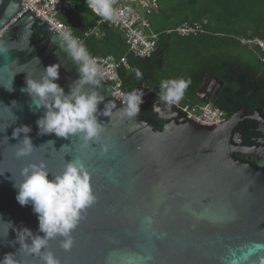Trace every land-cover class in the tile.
Listing matches in <instances>:
<instances>
[{
  "label": "water",
  "instance_id": "water-1",
  "mask_svg": "<svg viewBox=\"0 0 264 264\" xmlns=\"http://www.w3.org/2000/svg\"><path fill=\"white\" fill-rule=\"evenodd\" d=\"M64 47L61 36L23 10L19 0H0V103L17 102L11 108L14 124L0 105V217L37 233V216L30 204L17 202L11 174L18 181L24 163L41 160L56 174L65 159L81 158L97 199L83 212L71 251L60 248L58 239L50 241L61 264H261L264 249H250L264 245V161L235 155L234 112L215 103L223 81L207 75L201 87L210 83L212 96L204 98L200 91L196 96L230 115L225 122L200 125L144 94L136 118H122L117 110L110 118L99 117L106 132L93 152L83 149L78 137L38 136L35 121L43 112L30 110V97L21 91L27 75L39 79L42 67L56 62L61 64L57 83L69 91L78 73ZM10 83L11 91L5 88ZM98 90L121 107L101 81ZM144 108L150 109V119ZM20 124L31 126L28 135L36 148L17 159L11 133ZM105 142L107 154L100 151ZM14 238L9 230L8 240ZM13 251L0 243V257ZM18 257L39 264L35 257Z\"/></svg>",
  "mask_w": 264,
  "mask_h": 264
},
{
  "label": "clouds",
  "instance_id": "clouds-1",
  "mask_svg": "<svg viewBox=\"0 0 264 264\" xmlns=\"http://www.w3.org/2000/svg\"><path fill=\"white\" fill-rule=\"evenodd\" d=\"M113 3L114 0H87V6L103 21L119 18ZM61 38L65 45L64 51L72 58L78 73L69 91L65 93L64 88L57 83L61 67L58 62L43 66L39 79L27 75L26 86L21 91L30 97V110L43 112L35 121L38 136L54 133L56 137H78L83 149L91 148L95 152L92 145L100 142L106 132V124L99 117L110 118L113 110H117L122 118H136L144 92L136 90L125 94L119 109L115 102L105 101L104 95L98 90L104 72L95 58L78 38L72 36L70 29L62 33ZM35 59L40 63L38 57ZM141 76L142 73L137 71L136 77L139 79ZM189 84L190 81L184 78L162 80L158 101L168 106L179 103ZM5 88L11 91V83ZM100 104H103L102 109L98 107ZM0 105L14 117L11 123L14 124L17 118L11 108L16 107L17 102L13 100L10 105ZM31 131V126L27 124L13 127L11 136L17 139L13 145L17 159L31 156L36 148L28 135ZM46 143L53 144L54 141L48 140ZM109 149L108 143H100L101 153L107 154ZM19 177L17 181L11 174L13 187L17 190L15 198L21 206L31 205L37 216L38 232L34 233L27 227L17 228L11 220L0 217V226H3L0 228V243L15 248V251L5 252L0 257V264H28L18 257V253L24 257L37 258L39 264H61L49 247L50 241L58 239L60 248L71 251L75 243L73 232L84 218L83 212L97 199L85 160L65 159L62 170L56 174L50 172L43 160L28 161L21 166ZM9 230L15 233L13 240H8Z\"/></svg>",
  "mask_w": 264,
  "mask_h": 264
},
{
  "label": "trees",
  "instance_id": "trees-1",
  "mask_svg": "<svg viewBox=\"0 0 264 264\" xmlns=\"http://www.w3.org/2000/svg\"><path fill=\"white\" fill-rule=\"evenodd\" d=\"M75 1L77 11L65 12L59 18L70 26L75 36L82 37L84 31L94 23L95 15L88 8L87 0ZM157 1L158 8L150 17V27L158 35V54L154 52L148 59L133 56L127 52L122 35L103 25V38H84L83 44L89 53L101 56L111 54L115 58L126 57L129 70L120 68L118 71L124 91L136 89L145 74L149 73L148 67L156 65L147 83L157 85L160 91L162 80L184 78L190 84L181 101L201 102L194 97V93L207 75L211 74L225 83V94L217 97L216 104L224 110L246 104L248 110L252 111L259 100L264 99V51L257 46L243 44L241 40H264V0ZM203 20L206 23L200 33L188 36L165 34L166 30L182 22ZM137 71L142 73L139 79L136 77ZM247 73L251 74V79L257 77L252 86L260 88L258 96L251 102L245 98L247 93L242 96V100L238 99L234 85V80L246 78ZM229 97L232 103L228 101ZM143 113L150 119L149 108H144Z\"/></svg>",
  "mask_w": 264,
  "mask_h": 264
},
{
  "label": "built area",
  "instance_id": "built-area-1",
  "mask_svg": "<svg viewBox=\"0 0 264 264\" xmlns=\"http://www.w3.org/2000/svg\"><path fill=\"white\" fill-rule=\"evenodd\" d=\"M23 10H30L40 17L60 36L69 30V27L63 23L57 15L61 12L75 9L73 0H19ZM113 7L117 10L119 18L115 21H106L111 26L121 30L125 36V40L129 51L133 56L148 59L157 48L158 35L155 32H146L149 21L146 15L151 14L158 8L157 0H117ZM95 14V13H94ZM97 17V22L103 20ZM206 20L201 22H182L172 29H168L165 33H175L179 36H188L203 31V25ZM73 36V35H72ZM75 37V36H74ZM78 38V37H76ZM80 41V39L78 38ZM243 44L257 46L264 51V40L259 38L242 39ZM98 63V66L104 72L101 82L105 84L110 94L122 101L123 96L129 92L122 89V83L118 75L120 68H128L125 57L118 59L112 55L92 56ZM146 93L145 89H135ZM131 92V91H130ZM152 93L157 97L161 94L157 89H153ZM171 107L178 113L189 120L205 126H217L218 123L226 121V113L214 104L209 102L190 103L188 101H180Z\"/></svg>",
  "mask_w": 264,
  "mask_h": 264
},
{
  "label": "flooded vegetation",
  "instance_id": "flooded-vegetation-1",
  "mask_svg": "<svg viewBox=\"0 0 264 264\" xmlns=\"http://www.w3.org/2000/svg\"><path fill=\"white\" fill-rule=\"evenodd\" d=\"M246 76V78L242 77L239 81L234 80V85L236 86L235 91L238 96L237 98L241 100L242 96L247 93L245 98L251 102L253 98L258 96L257 93L260 88L252 86L256 82L255 79L257 77L251 79V74L249 73ZM203 81L200 83L194 95L196 96L198 91H200L204 98H209L212 96L214 88H212L210 83L205 88H202ZM224 84L223 82L222 86L217 90L215 100L218 96L225 94L226 89L223 90ZM228 101L232 103L230 97ZM247 107L248 105L242 104L241 106L237 105L234 109H229L234 112L235 124L233 133L237 134L239 140L234 142V146L236 147L235 155L241 160L257 164L264 161V122L262 121V118H264V99L259 100L258 105H255L252 111H249ZM229 116L226 114V119Z\"/></svg>",
  "mask_w": 264,
  "mask_h": 264
},
{
  "label": "crops",
  "instance_id": "crops-1",
  "mask_svg": "<svg viewBox=\"0 0 264 264\" xmlns=\"http://www.w3.org/2000/svg\"><path fill=\"white\" fill-rule=\"evenodd\" d=\"M74 1V3H75V9L74 10H68V11H65V12H72V13H74V12H76L77 11V5H76V1L75 0H73ZM116 4V3H115ZM114 4V5H115ZM89 8V7H88ZM90 9V8H89ZM157 10V9H156ZM155 10V11H156ZM90 11L92 12V14H94V12L90 9ZM154 11V12H155ZM65 12H61V13H59L58 15H57V17L59 18V16L61 15V14H63V13H65ZM154 12H152L151 14H148V15H146V17H147V19H148V21H149V26H148V28H146V32H153L152 31V29H151V25H150V17H151V15L154 13ZM95 15V14H94ZM60 19V18H59ZM61 20V19H60ZM62 21V20H61ZM63 22V21H62ZM64 23V22H63ZM67 25V24H66ZM106 26L107 28H109V29H112V30H116V31H118L121 35H122V37L125 39V36H124V34H123V32L121 31V30H119L118 28H116V27H113V26H111L108 22H106V21H102V22H97V17H96V15H95V19H94V23L92 24V25H90L85 31H84V34H83V36L81 37V36H75L73 33H72V30H71V28H70V26L69 25H67L68 27H69V29L71 30V34L73 35V36H75V37H78L79 39H80V41L83 43V41H84V38L85 37H95L96 39H101V38H103L104 37V32H103V30L101 29V26ZM165 34H167V35H169L168 33H165ZM170 34H172V33H170ZM125 44H126V46H127V43H126V40H125ZM158 51H159V48H158V46H157V48H156V50H155V52H156V54H158ZM127 52L128 53H131L130 51H129V49H128V46H127ZM132 54V53H131ZM111 55V54H110ZM91 56H101V55H91ZM113 56V55H112ZM114 57V56H113ZM121 57H123V56H121ZM125 57V56H124ZM115 58V57H114ZM116 59H118V58H116ZM125 59H126V57H125ZM127 62V61H126ZM128 65V64H127ZM158 66V65H157ZM124 68V67H123ZM155 68H156V65H150V67H148V70H149V73H146V74H148V75H146L145 74V78L143 79V81H141L140 83H139V85H138V87L136 88V89H145L146 90V95H151V96H156L155 94H153L152 93V90L153 89H157L159 92H161L157 87V85H155V84H152V83H147V82H149V80H150V78L152 77V74H153V72L155 71ZM126 70H129V66H128V68H125ZM146 76H148L149 78H147ZM135 90V89H134ZM157 97V96H156ZM194 97L196 98V99H198L197 98V96H195L194 95ZM198 100H200V99H198ZM201 101V100H200ZM191 102V101H190ZM202 102V101H201ZM191 103H197V102H191Z\"/></svg>",
  "mask_w": 264,
  "mask_h": 264
},
{
  "label": "snow or ice",
  "instance_id": "snow-or-ice-1",
  "mask_svg": "<svg viewBox=\"0 0 264 264\" xmlns=\"http://www.w3.org/2000/svg\"><path fill=\"white\" fill-rule=\"evenodd\" d=\"M253 249L254 250L264 249V245H262V244H254V245L251 246L250 251L253 250ZM244 259H247V255H245ZM233 264H235V261H233ZM261 264H264V261H262Z\"/></svg>",
  "mask_w": 264,
  "mask_h": 264
},
{
  "label": "rangeland",
  "instance_id": "rangeland-1",
  "mask_svg": "<svg viewBox=\"0 0 264 264\" xmlns=\"http://www.w3.org/2000/svg\"><path fill=\"white\" fill-rule=\"evenodd\" d=\"M116 2H117V0H114V3H113V5H114Z\"/></svg>",
  "mask_w": 264,
  "mask_h": 264
}]
</instances>
